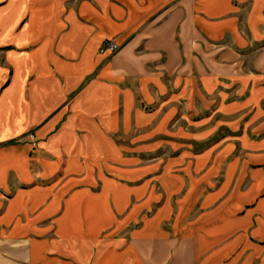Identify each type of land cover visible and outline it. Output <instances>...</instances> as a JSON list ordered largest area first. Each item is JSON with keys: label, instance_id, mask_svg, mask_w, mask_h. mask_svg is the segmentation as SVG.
<instances>
[{"label": "crops", "instance_id": "crops-1", "mask_svg": "<svg viewBox=\"0 0 264 264\" xmlns=\"http://www.w3.org/2000/svg\"><path fill=\"white\" fill-rule=\"evenodd\" d=\"M0 242L264 264V0H0Z\"/></svg>", "mask_w": 264, "mask_h": 264}, {"label": "rangeland", "instance_id": "rangeland-1", "mask_svg": "<svg viewBox=\"0 0 264 264\" xmlns=\"http://www.w3.org/2000/svg\"><path fill=\"white\" fill-rule=\"evenodd\" d=\"M30 139H32L31 136H30ZM5 229H11L12 232L16 231V227H14V226L13 227L9 226V228H5ZM1 235H3V232L1 233ZM10 248H12V246L9 243L0 242V264L12 263V260L10 259L11 255H12ZM22 264H23V262H22Z\"/></svg>", "mask_w": 264, "mask_h": 264}, {"label": "built area", "instance_id": "built-area-1", "mask_svg": "<svg viewBox=\"0 0 264 264\" xmlns=\"http://www.w3.org/2000/svg\"><path fill=\"white\" fill-rule=\"evenodd\" d=\"M104 48H107L112 53L116 52V50H117V47L114 44H111V43L105 44ZM31 138H33V137L31 136Z\"/></svg>", "mask_w": 264, "mask_h": 264}]
</instances>
